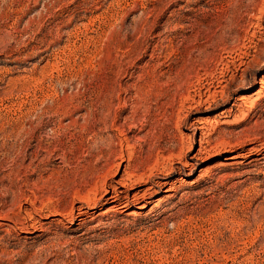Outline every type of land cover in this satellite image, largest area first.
Instances as JSON below:
<instances>
[{
	"label": "rangeland",
	"instance_id": "1",
	"mask_svg": "<svg viewBox=\"0 0 264 264\" xmlns=\"http://www.w3.org/2000/svg\"><path fill=\"white\" fill-rule=\"evenodd\" d=\"M261 82L264 0H0V264H264Z\"/></svg>",
	"mask_w": 264,
	"mask_h": 264
},
{
	"label": "bare ground",
	"instance_id": "2",
	"mask_svg": "<svg viewBox=\"0 0 264 264\" xmlns=\"http://www.w3.org/2000/svg\"><path fill=\"white\" fill-rule=\"evenodd\" d=\"M261 87H262V90L261 91H259L258 93V95H261V94H263V90H264V82H261ZM224 96V95H223ZM223 96H222V98H223ZM242 100L243 99H240V100H238L239 102L241 101L242 102ZM247 100V99H246ZM240 105V104H239ZM239 105H233L230 109L228 108V109H226V110H224L223 112H222V115H232L233 114V110H234V108H239ZM224 143V142H223ZM222 143V144H223ZM225 145V144H224ZM224 145H222V146H224ZM223 148H231V149H235V147H232V145H229V146H227V145H225V147H223ZM241 149H245V148H243V147H241ZM205 150H206V147L204 146V145H202L201 146V151H200V153L198 154V156H202V155H204L205 153ZM237 151V150H236ZM253 152V149L252 150H249V153L251 154ZM257 152H263L262 150L261 151H257ZM232 159H236V158H232ZM181 160H183V159H181ZM233 161V160H232ZM182 164V166L184 167V169L185 168H192L193 166L191 165V164H189L188 162H183V163H181ZM165 185H167V183H165V184H163L162 186H165ZM116 193L119 195L120 193L119 192H117L116 191ZM111 199H114V198H111ZM126 208H127V206H122V207H120V210H122V211H126Z\"/></svg>",
	"mask_w": 264,
	"mask_h": 264
}]
</instances>
